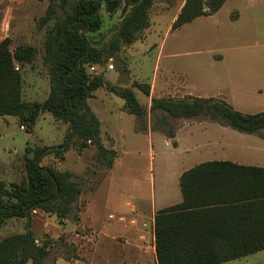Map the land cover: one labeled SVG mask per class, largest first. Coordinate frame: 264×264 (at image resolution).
I'll return each mask as SVG.
<instances>
[{"label":"trees","instance_id":"16d2710c","mask_svg":"<svg viewBox=\"0 0 264 264\" xmlns=\"http://www.w3.org/2000/svg\"><path fill=\"white\" fill-rule=\"evenodd\" d=\"M155 1L49 0L40 18V24L48 26L41 59L50 78L49 95L43 102L23 98V69L34 63L39 49L34 44H18L12 49L11 38L5 37L0 40V116L14 115L22 125L33 129L41 113L49 111L69 124V136L74 128L72 142L77 149L95 145V158L107 167L113 165L117 151L103 144L100 120L87 103L100 87L125 100L136 117L137 131L151 128L163 132L173 145L175 121L181 119L215 121L241 133L264 137V111L244 112L216 96L152 97L150 111L154 118L150 126L147 108L133 89L150 95L149 83L135 80L131 87L122 86L90 71V66H102L117 57L123 47L143 37L151 24ZM224 2L185 0L172 29L217 12ZM118 12L120 22L114 34L95 40L104 15L112 18ZM68 149L67 140L62 146L27 148L25 177L12 183L0 180V229L10 218H25L28 225L34 209L56 214L61 222L72 215L75 221L79 219L75 207L83 189L80 177L69 170L40 165L41 155L62 153L60 158L64 159ZM180 187L183 200L155 214L157 264H221L264 250L263 166L205 161L181 175ZM59 237L66 239L64 235ZM36 239L31 229L2 238L0 264H48L53 240L48 234H43L41 244ZM61 256L78 258L77 254Z\"/></svg>","mask_w":264,"mask_h":264},{"label":"rangeland","instance_id":"374dc122","mask_svg":"<svg viewBox=\"0 0 264 264\" xmlns=\"http://www.w3.org/2000/svg\"><path fill=\"white\" fill-rule=\"evenodd\" d=\"M182 1L156 0L150 14L151 26L146 31V38L134 43L133 49L130 48L129 51L126 48L130 45L123 47L117 57L110 58L100 66V73L120 74L119 85L128 83L131 86L135 81L133 77L151 83L157 74H175V78H185L189 94L220 97L236 109L249 113L264 107V0H225L216 13L200 16L177 29H172L174 15ZM48 3L49 0H0V40L8 30L4 19L6 22L10 17L9 27L14 34L11 38V48L14 49L19 43L31 41L40 50L31 65L32 69H23L26 78L24 97L31 100L46 99L50 90L49 79L42 75L48 74V70L40 57L45 31L48 28L40 24V18L45 14ZM119 18V15L112 18L104 15L103 27L94 35L95 40L101 41L114 34L120 22ZM110 63L114 65L113 69L108 68ZM133 89L137 90L138 99L147 108L151 126L154 115L150 111V95L144 94L136 87ZM184 92L176 98L189 95ZM97 94L101 95V92ZM100 102L113 107V112L98 109ZM87 103L91 109L104 116L105 122L101 129L103 132L109 131L116 139L114 147L119 150L120 161L124 165L115 171L116 177L113 176L109 184L129 183L125 177L136 179L143 187L140 194L148 201L149 208L152 200L156 199L154 208H159L162 203L159 198L174 193L178 187V169L190 165L201 157V154L208 153L205 147L207 139L215 134L211 129L210 132L207 130V133L196 129H183L189 122L196 123L193 119H181L175 121L176 132L181 130L179 148L173 146L172 140L168 143L163 134H157L153 143L147 137L135 139L132 132L134 116L125 112L123 98L111 94L104 101L90 98ZM61 122L66 129L51 112L46 111L39 117L33 129H28L26 124L25 129H21L22 122L18 117L0 116V180L8 183L20 182L26 175L27 148L34 150L37 147L57 146L59 139H62L58 145L62 146L66 140L69 143V149L63 153L65 160L60 158L62 153L54 152L56 161L53 163L50 159H45L44 162L78 175L83 183L82 190L95 188L103 180L109 167L95 158V145L77 149L75 142H72L74 138H68L69 124ZM121 130H124L125 135L121 134ZM109 140L112 144L113 140ZM190 149L193 151L189 154L186 150ZM44 155L39 157L40 161ZM82 207L80 199L75 213L79 214ZM105 208L108 213L109 205ZM144 219L150 221L149 217ZM17 220L12 219L5 223L0 230V239L28 228L27 221L20 224ZM33 220L36 223L32 232L40 240L43 233L49 229L52 235H55L54 233L62 231V227L70 229L74 224L73 215L65 224L61 223L56 215L50 216L51 226H46L36 214L32 215L30 223ZM77 231L81 234L84 230L79 227ZM65 237L64 241L60 237H51L53 241L50 255L47 257L48 264H121L105 257L98 248L87 252L89 244L84 243L80 236L75 240L67 235ZM83 251L91 260H83ZM67 254H77L82 260L58 257ZM26 264L32 263L28 261Z\"/></svg>","mask_w":264,"mask_h":264},{"label":"crops","instance_id":"0c3cea01","mask_svg":"<svg viewBox=\"0 0 264 264\" xmlns=\"http://www.w3.org/2000/svg\"><path fill=\"white\" fill-rule=\"evenodd\" d=\"M184 2L185 0H183L182 3L179 5L174 15V19L180 12ZM153 7L151 8V12L153 11ZM115 15H119L120 17V12H118ZM6 24H7L8 30H6L2 39H4L5 37L12 38L14 36L13 31L9 27L10 17L6 20V22L4 19V25L6 26ZM149 27H147L144 30L143 37L140 40H144L146 38V31ZM19 44H34V43L31 41H26V42L19 43ZM43 44H44V40H43ZM133 45L134 43L131 44L129 47H127L126 48L127 51H129L130 48L133 49ZM42 52L43 51L41 50L40 57H42ZM39 53H40V50H39ZM26 66L24 67V69L31 68L30 64H26ZM42 75L45 76V78L49 79V83H50L49 74H42ZM109 75L105 74V77H107L106 79L114 84L119 85L120 74H109ZM23 76H24L23 77V98L27 101H38V102L45 101L47 98L44 100H37V99L31 100V99H27L26 97H24L25 95L24 87H25L26 78H25V74H23ZM133 78L134 80H137L139 82H144V81H141L139 78H135V77ZM149 84L151 86V91H150L151 100H152V97L154 96L155 97H163V96L164 97L166 96L177 97L182 92H184V90H185L184 92L185 94H189L187 93V85H186L185 78L184 77L175 78V74H163V75L157 74L154 80ZM120 85H122V83H120ZM122 86L131 87V84L125 83ZM98 91L101 92V95L97 94L99 93ZM134 91L137 93L136 89H134ZM49 92H48V95H49ZM111 94L113 93H110L105 87H100L94 92L93 96L89 97L88 99L94 98L95 100H98V101H104V99H107L108 96H110ZM98 109H101L106 112H113V107L107 106L105 103H102V102L98 104ZM92 110L99 118L101 126H102V124H104L105 122L104 116L101 115L99 111L94 110V109ZM260 111H264V107H260V109H258V111H255V112H260ZM45 112H42L41 115ZM125 112L131 114L126 106V103H125ZM255 112H251V113H255ZM133 116H134V119H133L134 124L132 127V132H133V135H135V139H139L138 137H147V139H150L153 143L154 137L157 134H163L167 138V142L170 143L172 139L168 138L163 132H160L157 130L155 131V130H152L151 128H149V130L145 132L137 131L136 130V117L135 115ZM192 121H195L196 124H191L189 122L186 124L188 126H185V128L183 129H189V128L191 130L196 129V131L205 132V133H207V130L209 132L211 130L215 132V134L209 139H207V142H206L205 147H207L209 152L208 153L206 152L203 155L201 154V157L194 160L193 163H191L190 165L186 167H181L178 169L177 174H176V178L178 180V187L175 188V191L172 195L167 194L159 198V201L162 202L160 205L161 207L154 208L156 199L152 200L153 202H151V207L150 208L148 207V201L146 199H143L142 195L140 194L141 191L143 190V187L134 178L128 179L125 177L124 179L126 180V182H129V183L122 184L119 182H114V184H109L112 177L113 176L116 177L114 175L115 171L117 169L120 170V168L124 165L120 161L121 155L119 153V150H116L114 147L116 145V139L111 135L109 131L103 132L101 129V138H102L103 144L107 148H113L117 151V156L114 159L113 165L109 167L107 174L95 188H89L87 191L82 190L79 200L81 199L83 207H82L81 212L79 213V219L76 221L74 220V224L70 229H66L65 227H62L61 229L62 231L58 233H54L55 235H52L51 229H49L47 232L43 234H48L51 237L53 236L54 238H57L61 235H64V236L67 235L71 237V239L73 240H75L76 238L80 236L82 237L84 243L87 242V244H89L88 245L89 248L87 252L92 250V248H98L100 249L101 253L105 257L109 259L110 258L114 259L117 262H120L121 264L122 263L123 264H157L155 240L153 242L150 239V236L145 231V229L142 227V225L131 224L130 223L131 218L149 217L152 219L155 217L157 210L181 202L183 200V195H182V191L180 187L181 175L186 170H189L190 168L202 162L211 161V160H230V161H233L239 164L257 165V166L264 167V137L259 136L257 134L241 133L233 129L230 126H226V125H223L215 121L200 120V119H193ZM59 122L62 124L64 129H66L64 124L61 122V120H59ZM180 132L181 130H179L178 133L176 132V137L174 139L176 141V145H173V146L176 148H179L181 145V140L179 138ZM121 134L125 135L124 130H121ZM63 138H64V135H63ZM109 138L113 140L112 144L110 143ZM61 140L62 139H59V143H57V146L58 144H60ZM193 149L186 150V152L190 154L192 153ZM53 153L54 152H47L44 155V157L41 159L40 165L48 166L47 163L44 162L45 159H50L51 162L54 163L56 160H55V156ZM128 170L131 172L133 171L131 168H128ZM125 190L126 192L124 193ZM107 205H109L108 213H106L105 211L106 209L105 207ZM110 213L125 214L128 218L125 222L110 220L109 219ZM37 215L41 221H44L46 223V226H51L52 221L50 220V216H53L56 214L44 212V213L36 214V216ZM12 219H18V218H10L7 221L12 220ZM66 220H64L63 222L61 221L60 222L65 224ZM17 221H19V223L22 224L24 221H26V219L19 218ZM35 223L36 222L33 220L31 223L28 224L31 230L35 226ZM79 227H82L84 230L83 233L81 234H79V232L77 231ZM27 229L28 228H26V230ZM26 230H23L20 232H24ZM83 253H84L83 256L85 257V259L83 260L85 261L91 260L89 258V255H85L84 251ZM58 257L62 258L63 256L59 255ZM71 260L79 261L82 259L78 257V258H74ZM221 264H264V250L257 251L255 253L249 254L241 258L232 259V260L223 262Z\"/></svg>","mask_w":264,"mask_h":264},{"label":"built area","instance_id":"2783aa9c","mask_svg":"<svg viewBox=\"0 0 264 264\" xmlns=\"http://www.w3.org/2000/svg\"><path fill=\"white\" fill-rule=\"evenodd\" d=\"M108 68L113 69L114 65L112 63H110L108 65ZM90 71L92 73L99 74L100 73V65L94 64V65L90 66ZM21 129H25V126L22 125ZM39 213H44V211H42L40 209H34L33 210V214H39ZM127 218L128 217L125 214H116V213H110L109 214V219L114 220V221L125 222L127 220ZM130 223L133 225H142V227L145 229V231L150 236V239L154 242V240H155V217L152 219L150 218V221H148L147 219H144V218L139 219L138 217H133L130 219ZM36 243L41 244V240L36 239Z\"/></svg>","mask_w":264,"mask_h":264},{"label":"water","instance_id":"95a60500","mask_svg":"<svg viewBox=\"0 0 264 264\" xmlns=\"http://www.w3.org/2000/svg\"><path fill=\"white\" fill-rule=\"evenodd\" d=\"M70 124L72 125V122H70ZM73 132H74V128L72 127L71 128V131H70V136H69V140L71 139L72 135H73ZM64 147V146H63ZM28 229H30V226L28 225Z\"/></svg>","mask_w":264,"mask_h":264}]
</instances>
